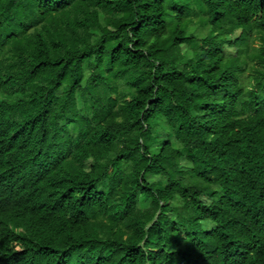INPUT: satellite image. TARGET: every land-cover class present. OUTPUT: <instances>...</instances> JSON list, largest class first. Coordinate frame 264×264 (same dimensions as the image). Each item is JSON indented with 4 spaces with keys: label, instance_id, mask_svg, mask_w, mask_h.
Listing matches in <instances>:
<instances>
[{
    "label": "trees",
    "instance_id": "1",
    "mask_svg": "<svg viewBox=\"0 0 264 264\" xmlns=\"http://www.w3.org/2000/svg\"><path fill=\"white\" fill-rule=\"evenodd\" d=\"M0 264H264V0H0Z\"/></svg>",
    "mask_w": 264,
    "mask_h": 264
},
{
    "label": "rangeland",
    "instance_id": "2",
    "mask_svg": "<svg viewBox=\"0 0 264 264\" xmlns=\"http://www.w3.org/2000/svg\"><path fill=\"white\" fill-rule=\"evenodd\" d=\"M240 37V32H236L234 35L230 36L229 39L233 42H235L238 38ZM183 51L185 52L186 51V47L184 46L183 47ZM226 54L228 57H233L235 55V50L232 49V48H226ZM92 166V163L91 162H88L87 163V170H90ZM182 170L183 171H190L192 170V165L187 161V160H183L182 161V166H181ZM203 202L206 203V204H210L211 203V200H209L208 198L204 197L203 198ZM205 227H206V230L207 231H211V230H214L216 225L214 223H211V222H208V223H205Z\"/></svg>",
    "mask_w": 264,
    "mask_h": 264
}]
</instances>
